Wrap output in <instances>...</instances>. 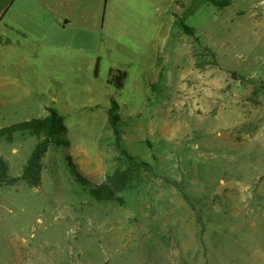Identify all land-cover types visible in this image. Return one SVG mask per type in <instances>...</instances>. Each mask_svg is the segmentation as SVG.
Instances as JSON below:
<instances>
[{
    "label": "rangeland",
    "instance_id": "obj_1",
    "mask_svg": "<svg viewBox=\"0 0 264 264\" xmlns=\"http://www.w3.org/2000/svg\"><path fill=\"white\" fill-rule=\"evenodd\" d=\"M199 1L19 0L0 23V128L53 107L70 141L23 179L37 138L0 137V264H264V0ZM112 98L150 167L100 200L128 168Z\"/></svg>",
    "mask_w": 264,
    "mask_h": 264
},
{
    "label": "trees",
    "instance_id": "obj_2",
    "mask_svg": "<svg viewBox=\"0 0 264 264\" xmlns=\"http://www.w3.org/2000/svg\"><path fill=\"white\" fill-rule=\"evenodd\" d=\"M207 3L212 4L218 8L228 7L232 4V0H205ZM202 2V0H201ZM200 4L199 0H192L191 6L186 10V15L193 14ZM174 26L179 27L184 33L189 36L196 37V31L193 26H190L184 22L183 18H178L174 22ZM3 41V37H0V43ZM99 63L96 65V73L98 71ZM122 73V77L126 75ZM236 76V72H233ZM117 87H122V83L117 84ZM119 103L115 98L111 99V106L108 110V121L114 135L115 146L119 152L118 159L126 160L128 168L118 169L112 175L108 177V181L95 185L91 189V193L100 200H119L117 197L118 191L124 190L130 182L133 172L139 170L141 167H150V164L139 160L137 155H134L123 144L122 128L120 126L121 116L119 114ZM67 126L64 123V117L61 116L58 111L53 108H48V114L43 118H32L25 121L16 122L0 128V137H4L8 140H14L19 135H29L37 138L31 154L24 165L21 178L27 179L30 176L38 172L40 168V161L42 157L48 152L51 144L57 145H69L68 138H58L59 133H66ZM7 164L4 160L0 159V182L5 180L7 172ZM77 179L83 185H91L88 180L81 173L76 172Z\"/></svg>",
    "mask_w": 264,
    "mask_h": 264
},
{
    "label": "crops",
    "instance_id": "obj_3",
    "mask_svg": "<svg viewBox=\"0 0 264 264\" xmlns=\"http://www.w3.org/2000/svg\"><path fill=\"white\" fill-rule=\"evenodd\" d=\"M18 1L19 0H0V23H2L5 19H9V17H11V14L16 8V4L18 3ZM10 19H12V17ZM10 24H13V23H10ZM12 28L16 29L17 26L14 25L12 26Z\"/></svg>",
    "mask_w": 264,
    "mask_h": 264
},
{
    "label": "water",
    "instance_id": "obj_4",
    "mask_svg": "<svg viewBox=\"0 0 264 264\" xmlns=\"http://www.w3.org/2000/svg\"><path fill=\"white\" fill-rule=\"evenodd\" d=\"M65 22H67V20ZM121 79H122V76H121L120 71H119V75L116 77V80H115L116 84H120Z\"/></svg>",
    "mask_w": 264,
    "mask_h": 264
},
{
    "label": "flooded vegetation",
    "instance_id": "obj_5",
    "mask_svg": "<svg viewBox=\"0 0 264 264\" xmlns=\"http://www.w3.org/2000/svg\"><path fill=\"white\" fill-rule=\"evenodd\" d=\"M117 77V76H116Z\"/></svg>",
    "mask_w": 264,
    "mask_h": 264
}]
</instances>
